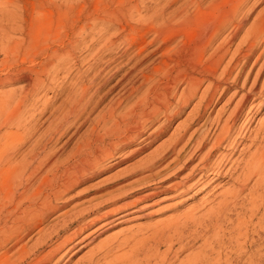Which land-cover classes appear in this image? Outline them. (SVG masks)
<instances>
[{
    "label": "bare ground",
    "instance_id": "obj_1",
    "mask_svg": "<svg viewBox=\"0 0 264 264\" xmlns=\"http://www.w3.org/2000/svg\"><path fill=\"white\" fill-rule=\"evenodd\" d=\"M223 1L0 0V88L24 83L0 92V247L9 241L18 245L13 253L2 249L0 264H59L96 230L128 220L124 216L132 205L162 191L129 193L135 179L123 180L94 187L99 195L89 207L73 203L65 209L73 187L100 174L102 163L129 143L153 141L204 83L193 120L233 89L230 96L236 98L226 115L209 112L199 134L186 126L175 131L137 169L152 178L173 163L185 167L195 156L170 189L183 196L226 177L213 202L198 215L188 210L172 220L139 225L135 232L126 229L74 264H164L175 244L183 247L184 237L198 231L217 237L226 226L235 262L264 264V116L249 126L264 108V6L247 25L261 0ZM49 91L52 98L41 100ZM88 121L67 158L58 161V153ZM72 127L71 136L56 147ZM27 142V152L16 161ZM130 170L134 176L136 169ZM55 211L61 222L45 232L40 226ZM91 226L96 227L85 234ZM34 229L38 237L26 246ZM194 260L187 262L198 264Z\"/></svg>",
    "mask_w": 264,
    "mask_h": 264
},
{
    "label": "rangeland",
    "instance_id": "obj_2",
    "mask_svg": "<svg viewBox=\"0 0 264 264\" xmlns=\"http://www.w3.org/2000/svg\"><path fill=\"white\" fill-rule=\"evenodd\" d=\"M231 2H234V0L223 1V3L225 5L228 3H231ZM251 2H253V0L247 1V3H249V4H251ZM257 4L255 5L254 10L252 11V13L250 14V16L248 18L249 20L247 22V25L253 19V17L256 15V13L264 6V0L259 1ZM240 33H242V32L240 31ZM238 39L236 38L235 40L238 41ZM155 56L156 55H154V57ZM154 57L152 56L151 59ZM126 67H128V65L125 66V68ZM115 80L116 79H113L111 83H113ZM111 83L109 85H111ZM23 84H24L23 82H19V83H16L14 85L5 86L3 88H0V92L9 91V90H13V89H19V87L21 88L23 86ZM204 85H205V83L201 85L200 89L197 92V95H195L193 98H191V100L183 107V109L177 115L172 117V119H171L172 121L169 122V124L167 125V127L165 128L163 133H161L159 136H157L153 141H150V142L141 141V142H139L140 141V139H139V140H135V141L129 143V145L123 147L122 151L120 153H118L117 156L110 157L109 159L105 160L104 163H102L103 164L102 167L104 168V170L100 174L96 175L92 179H89L87 181H84V182L76 185L75 187H73L69 191V193L71 195H73V197H71V199L69 201L70 203L66 206L65 209L70 208L73 203L74 204L75 203L80 204L79 205L80 207H85V206L89 207L93 202H95L93 197L99 195V193L97 194V192L93 191L94 187H98V188L100 187L101 189H104L106 185H109V186L114 185L115 186V183H119V182L124 183L125 180H126L125 182H127V181L135 179L133 181V183L131 182L133 186L131 187V185H130L129 187H127L129 193H134V194L137 193L138 194V193H141L139 191H149V190H154V189L162 190L157 195H155L154 197H150L148 199H145L144 201H140L135 206L132 205L128 210L129 214L127 216H124V218H128V220L126 219L125 221H122L118 224H114L115 223L114 222V223H112L114 225L110 224L111 226H109V227L104 226V227L96 230L95 234L91 236L93 238L91 239V237H90L91 241H89V238H88V240H84V242H83V243H86L89 241L90 243L88 242L81 249H79V246H81V245H77L72 250L68 251L67 253H64L63 259L61 260V262L59 264H74L78 259H80L84 255H86L89 252L90 248H92L94 246H95V248H97L96 246L99 243H101L102 241H104V240L110 238L111 236L118 234L120 232H125L126 229H129V230H132V232H135V230H136L135 227H137L139 225L140 226H143V225L146 226V225H152V224H154V222H157V221H164L165 222L167 220H172L176 216H178V215H180L183 212H186L188 210H190L189 212H192L195 215H198L213 202L212 200H214L216 194L218 193V191L220 190V188L222 186V183L226 180V177H223V178H220L216 181L210 182L207 185H203V186L197 185V186L193 187L192 189H190V191L183 196L178 195V192L176 191V189H174V188L170 189V187H172L171 184L179 180V178L189 169L190 164L195 163L194 162V161H196L195 156L191 160L188 161V163L185 165V167L182 168V166H180L181 168L180 167L179 168L178 167L173 168V165L175 164V163H173V164H171V166L167 167V169H163L162 172L159 173L160 175L159 174L156 175V173H154L155 175L150 174L149 176L152 178H148V177L145 178V176H148V171L137 169V166H139V165L141 166L145 161L149 160L155 154H157L162 149V147H164L163 144L166 143L168 138L175 131H182L186 126V127H188L187 128L188 132H191V131H193V129H196V132H198L196 134H199V133L203 132V129H205V128H203V127H205V125L202 126V122H204V120L206 119L209 112H210L212 117L216 116L218 113H219L220 117H224L226 115V113L231 108V106L233 105L235 98H236V97L234 98V97L230 96L233 89H230L229 91L218 95V97H216L212 106L210 108H208V110L205 113V115L203 116V118L193 120V115L191 113L192 107L194 106V103L197 102V100H198L197 97L200 95V92L203 89ZM117 91H118V89L114 90L91 113V117H93L101 108H103L106 105V103L117 93ZM49 92L44 97H42L41 100H44V98L51 99L52 98L50 96L51 92L50 93ZM135 98L136 97L131 98L130 102H128V104H131L132 101L135 100ZM58 99H60V98L58 97L57 101H59ZM230 99H232V100H230ZM246 106L247 105H245L244 109L246 108ZM261 110L258 111V113H256L254 119H252L251 123L249 124V126L251 128L256 124L258 117L264 116V108H262ZM48 113L49 112H45L43 115H41L40 121L42 120L43 123L42 122L40 123V127H41L40 129H42V127L44 128V126L46 125V121L44 120V118L47 116ZM239 118L241 119V117H239ZM239 118H238V122L240 121ZM200 123H201V125H200ZM187 124H188V126H187ZM87 126H89V121L85 122V124L79 129L77 134H75L71 138V140L68 142V144L65 146V148H63L58 153V161H64L67 158V154L74 147V144L76 143L77 138H79V136L82 135L84 133V131L87 129ZM71 132H73V127L70 129L69 133L63 135L56 142V147L62 145L71 136L70 135ZM26 144L27 145H25L23 148H21L20 152L16 155V161L21 157L20 153L23 154V153L27 152V150L29 148V146H28L29 143L27 142ZM141 144H145L144 147L140 151L139 150L136 151V149ZM190 145L191 144H189L186 147L187 150L185 149L186 151L184 153H182L181 156L186 155V152L190 148ZM132 150H133V153H132ZM234 155L236 156V153H234ZM113 162H115V163H113ZM133 167L136 170H139L140 173H138L139 171L134 172V171H136V170H134L132 172L134 174V176L132 174L129 175V173H131L130 168L132 169ZM136 175L138 177H136ZM130 176H132L134 178H132ZM139 177H141V178H139ZM142 177H143V179H142ZM137 178L142 179L141 182L139 180V182L141 184L138 182V180L136 182ZM3 185L4 184H2V188H3ZM0 188H1V186H0ZM127 188H126V190H127ZM2 190H4V188ZM2 192L0 191V193H1L0 197H2L1 195H3V193H4V192L3 193ZM69 193H68V195H70ZM76 193H78L79 195ZM183 198H185V199L182 200ZM90 199H93V200L89 201ZM149 212H152V214L147 215V213H149ZM58 213H59V211L53 212L52 214L49 215V217L47 219H45L43 221V223L41 224L40 227H42L45 232L51 231L56 224H60L59 222H61V217H59L60 219L57 217ZM92 215H93V213H92ZM94 227H96V226H91L84 233L86 234V233L90 232L92 229H94ZM224 230L220 231L218 234L219 236H217V237H215L216 235H213V232H209V233L203 232L202 233L200 231H198L194 235L190 236L191 238L189 237L188 239H185V237H184L182 239V242L185 246L182 244L183 247L181 246L182 248L179 249L178 248L179 245L175 244L173 246L172 250L169 253H167V255H166L167 260H165L164 264H180V263H182V264L188 263L189 264V262H187V261H191L190 263H192L194 260V257H195L194 262L197 261L198 264H237L235 262V260L233 259L234 254L229 251L230 249L232 250V245L228 242V239H227L228 238V231H229L228 226H226L224 228ZM37 231H38V229H34L25 238L24 244L26 243L25 244L26 246L29 244H32V242L38 237ZM143 232H144V230L138 232L137 234L141 235V233H143ZM193 237H194V239H193ZM0 240L2 241L1 237H0ZM216 240H217V243H216ZM214 241H215V243L213 244ZM221 241H224V242H221ZM210 243H211V245H210ZM11 245H13V246H11ZM208 245H210V246H208ZM204 246H206V247H204ZM48 247H49L48 244H46L40 249V251L41 250L45 251V250H47ZM4 248L6 250H10L9 253H11V252L13 253V251L15 252V250H17L18 245L12 244L11 241L4 243L2 248L0 247V253L3 251L2 249H4ZM166 249H167V245L162 244L161 252L162 251L165 252ZM75 250H77V251L75 252ZM175 250H177L176 253H175ZM200 250H201V252H200ZM207 251L209 252V254ZM197 252H198V254L199 253L200 254L198 255ZM228 252H230V253H228ZM203 253L205 254L204 259H199V257H201L203 255ZM192 257H193V260H192ZM30 258H28L27 261H29ZM188 258H189V260H187ZM205 259H206V261H205ZM184 260H185V262H184ZM216 260H217V262H216Z\"/></svg>",
    "mask_w": 264,
    "mask_h": 264
}]
</instances>
